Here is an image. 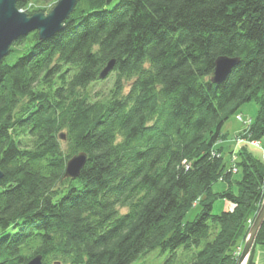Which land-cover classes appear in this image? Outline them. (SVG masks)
Instances as JSON below:
<instances>
[{
  "label": "trees",
  "instance_id": "1",
  "mask_svg": "<svg viewBox=\"0 0 264 264\" xmlns=\"http://www.w3.org/2000/svg\"><path fill=\"white\" fill-rule=\"evenodd\" d=\"M219 57L239 62L215 83ZM253 101L241 136L264 149V0H78L55 36L19 38L0 63V264H135L154 251L163 264H237L264 157L243 146L228 161L219 144ZM80 152V176H65ZM219 199L232 208L212 213ZM258 244L264 223L247 264Z\"/></svg>",
  "mask_w": 264,
  "mask_h": 264
},
{
  "label": "water",
  "instance_id": "2",
  "mask_svg": "<svg viewBox=\"0 0 264 264\" xmlns=\"http://www.w3.org/2000/svg\"><path fill=\"white\" fill-rule=\"evenodd\" d=\"M78 0H59L48 12H28L19 9L17 0H0V63L8 56L12 45L19 38L37 31L40 39H48L64 29L65 21L70 17L77 6ZM239 59L219 57L216 61L213 81L221 83L226 80ZM115 61H110L101 73L105 78L113 69ZM64 138V136H63ZM87 161V154L80 152L71 157L66 164L65 176L77 178L80 176ZM4 173L0 170V182ZM264 223V200L255 216L254 222L249 228L244 247L237 264H247V260L255 245L258 233ZM28 264H42L41 258L37 257Z\"/></svg>",
  "mask_w": 264,
  "mask_h": 264
},
{
  "label": "rangeland",
  "instance_id": "3",
  "mask_svg": "<svg viewBox=\"0 0 264 264\" xmlns=\"http://www.w3.org/2000/svg\"><path fill=\"white\" fill-rule=\"evenodd\" d=\"M51 5H53V4H48V3H43V2H32L28 6V8L40 7V8L46 9V8L50 7ZM46 13H48V12H46ZM111 80H112V78H110L108 80V82L104 86L105 88ZM100 87L101 86L98 85L96 87V89H99ZM257 110H258V104L255 101L250 102L248 104H245L242 107L240 114H239L243 117V119H241V121H240L238 119V115H234V116L230 117V119L226 123V125L224 127V131H226L229 134L228 139L225 140L222 144H220V146H222L225 149L224 155H225L226 160L229 161V159H230L229 157H232V159H235L237 157L236 152L238 151V149L242 148L243 146H246L248 148V150L253 152L255 155L264 157V151L261 154V150H263V149H261L260 147H257L254 144V142L256 140H252V139L249 140V138H245V137L241 136V132L242 133L244 131L246 132V129L249 126L251 119L253 117H255ZM230 151H233V153L232 152L230 153ZM234 169H235L234 172H236L237 169L236 168H234ZM240 178H241V173H237V174L235 173L234 174V177H233L234 180H239ZM225 187H227V183L218 182L215 184L214 190L215 191H221V190L225 189ZM236 187H237V185L234 183L232 185V188L235 189ZM225 202H226V199L217 200L213 206L212 213L217 214V213L222 212L225 209ZM200 209L201 208L199 206L198 207L194 206L193 208H191L188 211V213L186 214V216L184 218V222H188V221L195 219V217L199 213ZM251 225H250V227H251ZM243 247H244V244L242 245V251H243ZM242 251H241L238 259L240 258ZM168 256H169V253L161 255V254H159L158 251H154V252L148 254L147 256L138 259L135 264H163Z\"/></svg>",
  "mask_w": 264,
  "mask_h": 264
},
{
  "label": "crops",
  "instance_id": "4",
  "mask_svg": "<svg viewBox=\"0 0 264 264\" xmlns=\"http://www.w3.org/2000/svg\"><path fill=\"white\" fill-rule=\"evenodd\" d=\"M263 151L264 149L261 150V154L263 153ZM232 206L233 205L231 203L227 201L225 202V209H231ZM253 259H254V264H264V244H258L255 246L254 251H253Z\"/></svg>",
  "mask_w": 264,
  "mask_h": 264
},
{
  "label": "built area",
  "instance_id": "5",
  "mask_svg": "<svg viewBox=\"0 0 264 264\" xmlns=\"http://www.w3.org/2000/svg\"><path fill=\"white\" fill-rule=\"evenodd\" d=\"M254 144H255L257 147H261V143H260L259 141H255ZM250 223L252 224V221H251ZM241 251H242V246H240V247L238 248V254H239V255H240Z\"/></svg>",
  "mask_w": 264,
  "mask_h": 264
}]
</instances>
